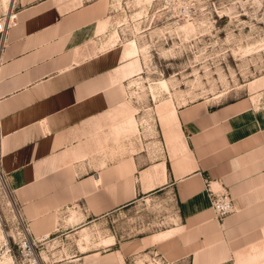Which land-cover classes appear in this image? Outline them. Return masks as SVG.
Listing matches in <instances>:
<instances>
[{
    "label": "crops",
    "instance_id": "1",
    "mask_svg": "<svg viewBox=\"0 0 264 264\" xmlns=\"http://www.w3.org/2000/svg\"><path fill=\"white\" fill-rule=\"evenodd\" d=\"M110 8V0H0V19L16 21L0 33V173L25 232L78 233L91 214L162 189L179 221L137 240V251L154 246L168 264L264 263V105L189 104L177 111L164 159L145 165L140 150L91 172V124L117 103L122 52L107 46ZM207 183L228 193L233 214L216 217Z\"/></svg>",
    "mask_w": 264,
    "mask_h": 264
},
{
    "label": "rangeland",
    "instance_id": "2",
    "mask_svg": "<svg viewBox=\"0 0 264 264\" xmlns=\"http://www.w3.org/2000/svg\"><path fill=\"white\" fill-rule=\"evenodd\" d=\"M110 1L107 46L122 52L114 74L117 103L91 124L92 173L140 150L145 165L164 159L177 111L189 104L264 105V0ZM175 109L176 118L167 117ZM178 217L175 201L158 189L103 216L91 214L78 233L36 238L25 232L0 173V264H30L18 249L26 237L36 243L41 264H121L122 244L124 264H168L154 246L137 251L135 242L172 228ZM80 252L87 253L75 260Z\"/></svg>",
    "mask_w": 264,
    "mask_h": 264
},
{
    "label": "built area",
    "instance_id": "3",
    "mask_svg": "<svg viewBox=\"0 0 264 264\" xmlns=\"http://www.w3.org/2000/svg\"><path fill=\"white\" fill-rule=\"evenodd\" d=\"M5 17V18H4ZM0 19V33H5L8 28L16 25L15 16L7 14ZM207 189L211 198V205L216 217L220 220L233 214L235 206L233 200L223 189H214L211 183H207ZM18 249L24 259L30 264H41L36 254V243L29 238H24L18 243Z\"/></svg>",
    "mask_w": 264,
    "mask_h": 264
},
{
    "label": "bare ground",
    "instance_id": "4",
    "mask_svg": "<svg viewBox=\"0 0 264 264\" xmlns=\"http://www.w3.org/2000/svg\"><path fill=\"white\" fill-rule=\"evenodd\" d=\"M164 85H166V83L164 82Z\"/></svg>",
    "mask_w": 264,
    "mask_h": 264
}]
</instances>
